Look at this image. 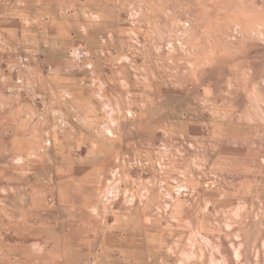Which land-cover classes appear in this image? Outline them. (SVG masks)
Instances as JSON below:
<instances>
[{"label":"rangeland","instance_id":"374dc122","mask_svg":"<svg viewBox=\"0 0 264 264\" xmlns=\"http://www.w3.org/2000/svg\"><path fill=\"white\" fill-rule=\"evenodd\" d=\"M0 264H264V0H0Z\"/></svg>","mask_w":264,"mask_h":264}]
</instances>
